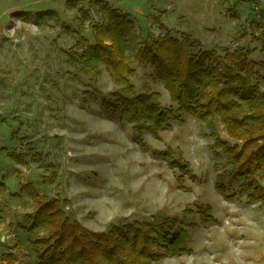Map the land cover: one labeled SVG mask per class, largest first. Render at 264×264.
I'll return each mask as SVG.
<instances>
[{
  "label": "rangeland",
  "instance_id": "1",
  "mask_svg": "<svg viewBox=\"0 0 264 264\" xmlns=\"http://www.w3.org/2000/svg\"><path fill=\"white\" fill-rule=\"evenodd\" d=\"M68 1L0 0V262L8 252L30 259L13 248L18 226L33 210L21 191L29 183L41 196L62 200L70 219L93 231L148 216L178 218L189 226L190 252L160 264H264V209L246 205L245 196L228 200L216 186L220 174L230 192L240 184L230 179L231 164L211 150V133L229 140L224 127L217 123L213 131L184 115V124L171 121V129L159 134L146 131L147 146H139L133 126L102 110V97L88 94L90 76L62 53L74 45V34L64 26L84 24L83 36L93 44L90 24L101 21L99 5L70 7ZM99 1L132 22L127 55L140 38L164 35V25L178 39L187 34L201 43L197 50L223 54L222 48L243 47L251 51L252 60L264 61L256 40L264 22V0ZM48 10L59 20L37 25L36 14ZM20 11L30 13L29 20L14 17ZM136 70L129 79L136 92H157L164 106H173L149 67L138 65ZM260 85L264 90V82ZM97 87L103 95L120 88L104 67ZM167 150L182 153L191 172L153 154ZM21 153L26 164L11 157ZM49 166L55 170L53 181L47 180ZM201 206L210 207L208 214L217 223H201Z\"/></svg>",
  "mask_w": 264,
  "mask_h": 264
},
{
  "label": "trees",
  "instance_id": "2",
  "mask_svg": "<svg viewBox=\"0 0 264 264\" xmlns=\"http://www.w3.org/2000/svg\"><path fill=\"white\" fill-rule=\"evenodd\" d=\"M67 4L99 5L101 21L90 24L95 42L92 44L83 36L84 24L76 28L64 26L74 34V45L62 53L75 68L90 76L88 94L102 97V110L131 124L136 142L143 148L147 146L146 131L159 134L171 129V121L184 124V115L195 117L213 131L220 123L229 140L211 133V150L216 158H225L231 164L230 179L240 184L230 192L220 174L216 182L218 191L228 200L239 201L245 196L246 205L264 209V90L260 85L264 82V61L252 60L251 51L243 47L222 48L223 54L213 49L197 50L201 43L187 34H182L181 39L174 37L161 25V15L156 19L164 35L152 40L140 38L137 48L127 55L125 46L130 44L134 26L126 15L99 0H69ZM262 6L264 14V3ZM84 15L89 19L86 12ZM14 17L26 21L31 14L20 11ZM36 17L37 25L45 19L59 20V15L50 10L38 12ZM261 26L256 40L264 53V22ZM138 65L152 70L155 81L168 91L173 106H164L157 92H136L129 79L136 74ZM101 67L120 86L107 95L97 87ZM217 148L222 152L218 153ZM153 154L173 168L191 172L182 153L167 150ZM11 157L26 164L27 157L22 153ZM48 169L47 180L53 181L55 170L53 166ZM179 178L182 183L184 177ZM21 191L29 196L33 210L24 215L25 224L18 226L13 248L18 254L27 252L31 260L8 252L0 264H160L166 258L190 252L189 226L178 218L148 216L121 221L105 231H93L71 220L59 198L41 196L29 183L22 184ZM209 210L210 207L201 206L198 212L205 226L217 223Z\"/></svg>",
  "mask_w": 264,
  "mask_h": 264
}]
</instances>
